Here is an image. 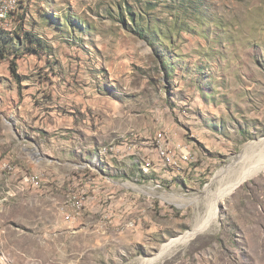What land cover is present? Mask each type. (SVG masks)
Returning a JSON list of instances; mask_svg holds the SVG:
<instances>
[{"label": "rangeland", "instance_id": "rangeland-1", "mask_svg": "<svg viewBox=\"0 0 264 264\" xmlns=\"http://www.w3.org/2000/svg\"><path fill=\"white\" fill-rule=\"evenodd\" d=\"M18 3L0 264H264V169L216 199L264 153V0ZM160 134L195 171L162 163Z\"/></svg>", "mask_w": 264, "mask_h": 264}, {"label": "built area", "instance_id": "built-area-1", "mask_svg": "<svg viewBox=\"0 0 264 264\" xmlns=\"http://www.w3.org/2000/svg\"><path fill=\"white\" fill-rule=\"evenodd\" d=\"M18 0H0V29L9 31L8 19L10 14L17 9ZM156 152L164 165L179 168L180 165L194 162L190 150L187 147L180 148L177 146V151L169 150L166 142L163 141L162 135H158ZM111 151L110 148L103 147L97 151V155H105ZM101 154V155H100Z\"/></svg>", "mask_w": 264, "mask_h": 264}, {"label": "bare ground", "instance_id": "bare-ground-1", "mask_svg": "<svg viewBox=\"0 0 264 264\" xmlns=\"http://www.w3.org/2000/svg\"><path fill=\"white\" fill-rule=\"evenodd\" d=\"M259 161H258L259 163L257 165H255V166L252 165L253 167L244 169L241 172H239L237 178H235L231 183L227 184V186L225 188H223L222 191H219L216 194V199L219 198V196L224 195L227 192H230V190H232L233 188H235L236 186H238L239 184H241L243 181H245L246 179L250 178L254 174H257V172L262 171L264 169V153L262 154V156H261V158H260ZM221 183H223V182H221ZM221 185H220V187H221ZM198 231H199V228H195L193 230V232H186L181 237L176 238V239H172L169 243L162 245L158 257L161 256V255H163L172 245H181V244H184V243L186 244V242L188 240H190ZM143 264H153V262L151 260V262L147 261V262H143Z\"/></svg>", "mask_w": 264, "mask_h": 264}, {"label": "trees", "instance_id": "trees-1", "mask_svg": "<svg viewBox=\"0 0 264 264\" xmlns=\"http://www.w3.org/2000/svg\"><path fill=\"white\" fill-rule=\"evenodd\" d=\"M25 38L29 45L41 47L40 39L36 35L26 32ZM12 42H13V38L11 34L0 29V56L5 54V51L9 48V46L12 45ZM16 67L17 66L15 62L12 61L10 66V73L12 75H16Z\"/></svg>", "mask_w": 264, "mask_h": 264}, {"label": "crops", "instance_id": "crops-1", "mask_svg": "<svg viewBox=\"0 0 264 264\" xmlns=\"http://www.w3.org/2000/svg\"><path fill=\"white\" fill-rule=\"evenodd\" d=\"M195 169H196V168H195ZM182 171H183V172H186V171H187V172H191V171H195V170H192V168H191V167L189 168L187 165H183V166H182Z\"/></svg>", "mask_w": 264, "mask_h": 264}]
</instances>
